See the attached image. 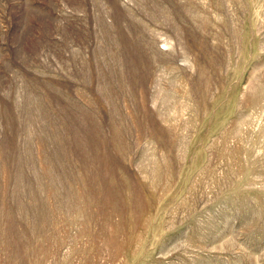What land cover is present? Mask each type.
<instances>
[{
    "label": "rangeland",
    "instance_id": "374dc122",
    "mask_svg": "<svg viewBox=\"0 0 264 264\" xmlns=\"http://www.w3.org/2000/svg\"><path fill=\"white\" fill-rule=\"evenodd\" d=\"M0 264H264V0H0Z\"/></svg>",
    "mask_w": 264,
    "mask_h": 264
}]
</instances>
